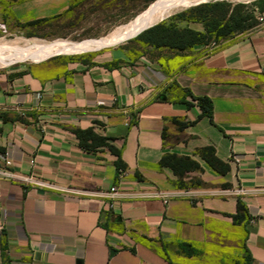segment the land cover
<instances>
[{
  "label": "crops",
  "instance_id": "0c3cea01",
  "mask_svg": "<svg viewBox=\"0 0 264 264\" xmlns=\"http://www.w3.org/2000/svg\"><path fill=\"white\" fill-rule=\"evenodd\" d=\"M77 1L0 0V14L51 21ZM130 46L0 69V169L15 176L0 178L6 264H264V21L211 47ZM186 92L210 99L212 121ZM86 130L118 155L81 148ZM168 156L190 163L181 177Z\"/></svg>",
  "mask_w": 264,
  "mask_h": 264
},
{
  "label": "rangeland",
  "instance_id": "374dc122",
  "mask_svg": "<svg viewBox=\"0 0 264 264\" xmlns=\"http://www.w3.org/2000/svg\"><path fill=\"white\" fill-rule=\"evenodd\" d=\"M173 1L178 0H78L65 15L27 27L17 25L2 13L0 14V69L11 64L29 62L49 56L60 57L69 61L87 62L96 55L112 49L131 47V42L136 40L138 35L130 39H126L129 36L116 39L104 46H100V44L123 33L155 10L160 14L162 9ZM202 2L216 3L219 6L208 9L210 13H207V9L189 11L196 8L193 6L194 4ZM224 11L226 12L225 16L220 19ZM199 13L206 16L204 21L191 20L193 16L196 17ZM167 15L162 21L160 19L157 21H160L159 23H155H172L175 26L177 24L198 23L204 32L207 27L210 30L215 28L214 19L222 20L218 23L217 30L206 33L205 45L211 47L263 22L264 0H197L193 4ZM180 15L184 17L176 18ZM185 17L189 18L190 22L184 19ZM54 44L58 47L71 46L79 49L83 46L85 48L76 53L45 51V49L36 52L35 47L38 45L44 48L54 46ZM5 258V253L0 244V264H6Z\"/></svg>",
  "mask_w": 264,
  "mask_h": 264
},
{
  "label": "trees",
  "instance_id": "16d2710c",
  "mask_svg": "<svg viewBox=\"0 0 264 264\" xmlns=\"http://www.w3.org/2000/svg\"><path fill=\"white\" fill-rule=\"evenodd\" d=\"M154 1V0H153ZM74 5V4H73ZM73 5L69 8V11L72 9ZM219 6V4H210V3H205V4H201L196 6V8L194 9H190L189 11H198V10H203V9H207V13H210V10L208 9H212L214 7ZM68 11V12H69ZM225 11L223 12L222 16L220 19H222V17L225 16ZM198 15V14H197ZM180 17H184L182 15L177 16L176 18H180ZM186 20H189V18H184ZM204 19H206L205 15H199L194 17L191 20L194 21H204ZM213 20V19H211ZM222 21V20H220ZM218 19H214L213 22L216 23V25H214L215 28H211L212 31L217 30L218 29V23L220 22ZM43 22H48V20H38V21H33V22H29L26 24H19L16 23L17 25L21 26V27H27V26H33V25H37L39 23H43ZM206 30L204 32H195L192 31L190 29L184 28V29H178L174 24L169 23V24H165V23H160L157 24L153 27H151L150 29L144 31L143 33L139 34L136 39L142 40L144 43L150 44V45H165V46H169L171 48L177 49L178 51H182L185 50L193 45H197V44H205L206 41V33H210L211 30L209 27L205 28ZM148 34H151V36ZM153 34V35H152ZM186 94L188 96L191 97V99L195 100L197 103L198 108L201 111V116H205L207 117L210 121H212V103L210 101V99L205 98V97H193L191 94H189L188 92H186ZM188 105V103H186ZM75 134L79 140V145L81 146V148H83L84 150H95L97 147L100 146H104L107 145V139L106 138H102L99 136H96L95 134H93L91 132V130H86V131H75ZM110 149V151L112 153H114L115 155H118L117 151L114 150L112 148V146L107 145ZM204 153V158L207 161V163L209 164V166H211L214 170H216L217 172L224 174L227 171V166L225 164H223L222 162H220L219 160H217L212 153L211 149H205L202 151ZM160 164L161 166H169L171 167V169H173L174 173L178 176L181 177L182 173H184L188 168H189V162L185 159L182 158H177L176 156H168V157H163L160 160ZM116 168H117V172L119 173V171H123V166L120 162L119 159H117L116 161ZM182 182L179 180L178 185L182 186ZM243 210V206L238 203L237 204V214L232 216L233 222L237 223L238 221H240L241 218V211ZM4 251V246L1 245ZM178 250L179 253L186 256V257H190L196 254V249H194V247L189 244V243H179L178 244ZM6 259V258H5Z\"/></svg>",
  "mask_w": 264,
  "mask_h": 264
},
{
  "label": "bare ground",
  "instance_id": "6f19581e",
  "mask_svg": "<svg viewBox=\"0 0 264 264\" xmlns=\"http://www.w3.org/2000/svg\"><path fill=\"white\" fill-rule=\"evenodd\" d=\"M179 1L180 0L173 1L169 5L165 6V8L162 9L160 14H158L156 12V10H155V12L146 15L145 17H143L139 21H137L133 26H131L130 28L125 30L123 33L115 35V36L109 38L107 41L104 40L105 42L101 43L100 46H104L107 43H109L110 41H113V40H116V39H120V38L131 36L136 31H138L140 28H142L144 26H148V25L154 24L158 20L163 19L170 12H173L175 10H178V9L182 8V7H186V6L190 5V4H193L197 0H182L181 3H179ZM35 48H36V52H38L39 50L41 51L42 49H45V51H59V52H62V53H65V52L76 53L78 51H83L85 47L82 46L81 48L78 49V48H74V47H71V46L58 47V46H55V44H54V46H49V47H44V48L41 45H38ZM46 55H47V53H46Z\"/></svg>",
  "mask_w": 264,
  "mask_h": 264
},
{
  "label": "built area",
  "instance_id": "2783aa9c",
  "mask_svg": "<svg viewBox=\"0 0 264 264\" xmlns=\"http://www.w3.org/2000/svg\"><path fill=\"white\" fill-rule=\"evenodd\" d=\"M121 173H122V171H119V174H121ZM14 177H15V176H14L12 173H9V172L6 171V170H1V169H0V178H14ZM22 180H23L24 182L30 183V184H32V185H34V186H38V187L43 186L42 183H40V182H36V181L32 180L31 177L23 178ZM114 192H115V188L113 187V188L110 189V194H107V195H106V196L109 198L110 201L113 200V198H114ZM110 201H109V202H110ZM108 206H109V208H112V207H113V203L110 202V203L108 204ZM1 209H2V208H1V206H0V214H1V212H2ZM2 230H3V223H2V221L0 220V234L2 233Z\"/></svg>",
  "mask_w": 264,
  "mask_h": 264
},
{
  "label": "water",
  "instance_id": "95a60500",
  "mask_svg": "<svg viewBox=\"0 0 264 264\" xmlns=\"http://www.w3.org/2000/svg\"><path fill=\"white\" fill-rule=\"evenodd\" d=\"M202 3H207V2H202ZM202 3H196V4H194L193 6H197V5H200V4H202ZM162 20H163V19H161L160 21H162ZM160 21H159V22H160ZM159 22H157V23H159ZM157 23H154V24H151V25L144 26V27L140 28V29H139L138 31H136L133 35L129 36V37L126 38V39H130V38H133V37L137 36V35L140 34L142 31H144V30H146V29H148V28H150V27L156 25ZM110 253H113V251H111Z\"/></svg>",
  "mask_w": 264,
  "mask_h": 264
}]
</instances>
